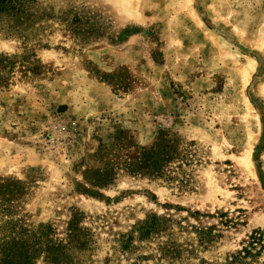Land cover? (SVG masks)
<instances>
[{
    "label": "rangeland",
    "instance_id": "rangeland-1",
    "mask_svg": "<svg viewBox=\"0 0 264 264\" xmlns=\"http://www.w3.org/2000/svg\"><path fill=\"white\" fill-rule=\"evenodd\" d=\"M0 1V264H264V0Z\"/></svg>",
    "mask_w": 264,
    "mask_h": 264
},
{
    "label": "bare ground",
    "instance_id": "bare-ground-1",
    "mask_svg": "<svg viewBox=\"0 0 264 264\" xmlns=\"http://www.w3.org/2000/svg\"><path fill=\"white\" fill-rule=\"evenodd\" d=\"M249 67L252 68V69H254L253 62H251V63L249 64ZM249 158H250V157H249ZM246 164H247V166H248L249 168H251V162H250L249 159H246Z\"/></svg>",
    "mask_w": 264,
    "mask_h": 264
},
{
    "label": "trees",
    "instance_id": "trees-1",
    "mask_svg": "<svg viewBox=\"0 0 264 264\" xmlns=\"http://www.w3.org/2000/svg\"><path fill=\"white\" fill-rule=\"evenodd\" d=\"M2 5H4V3L2 4L1 1H0V12L4 10V8H3ZM146 224H148V223H146ZM145 226H146V225H145ZM246 251H247V250H246Z\"/></svg>",
    "mask_w": 264,
    "mask_h": 264
}]
</instances>
